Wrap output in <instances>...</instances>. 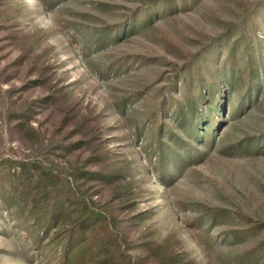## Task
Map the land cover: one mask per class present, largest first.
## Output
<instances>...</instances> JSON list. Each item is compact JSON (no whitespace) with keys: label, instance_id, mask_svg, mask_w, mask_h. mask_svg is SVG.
I'll return each mask as SVG.
<instances>
[{"label":"rangeland","instance_id":"374dc122","mask_svg":"<svg viewBox=\"0 0 264 264\" xmlns=\"http://www.w3.org/2000/svg\"><path fill=\"white\" fill-rule=\"evenodd\" d=\"M175 1L0 0V181L8 194L49 168L111 174L71 179L113 213L130 252L145 256L169 239L203 264H245L264 243V0ZM134 17L137 27L122 33ZM180 105L185 116L175 115ZM210 107L217 125L204 142ZM188 143L200 152L190 161ZM160 145L166 181L149 162ZM2 212L0 264H62L50 243L64 226L47 236L23 214L29 234ZM214 212L218 227L204 242L193 224ZM233 232L242 234L226 241Z\"/></svg>","mask_w":264,"mask_h":264},{"label":"trees","instance_id":"16d2710c","mask_svg":"<svg viewBox=\"0 0 264 264\" xmlns=\"http://www.w3.org/2000/svg\"><path fill=\"white\" fill-rule=\"evenodd\" d=\"M52 1L45 0L48 4ZM166 4L170 5V8H174L177 5L175 0H166ZM137 24L136 17L132 18L130 23L128 22L123 27L122 33L133 31L137 27ZM118 34H121V30ZM258 42L260 47L261 42L259 39ZM247 59L246 66L250 70L249 74H251L254 60L252 57H248ZM262 66H264V62ZM233 78L234 75L232 74V77L229 79L232 86L234 84ZM250 79L251 87L248 91L249 94L246 95L248 98L250 97V91L254 83L252 77ZM257 85L258 82H256ZM209 94H212V92ZM205 95L201 93L200 98L209 107L214 99V95H211V97L213 96V99L210 98L211 101H208L206 98L207 95ZM243 102L244 100L238 105L235 111L242 108ZM189 106L193 120L195 121L197 117L196 107L193 105V102H190ZM171 107H174V105L171 104ZM185 114V108L182 105L176 107L175 115L185 116ZM208 115L211 118L204 126L202 137H199L204 142L211 140V128L217 125V114L211 107L209 108ZM20 120L18 123L20 127L28 123L26 117H21ZM186 126L184 127L187 129ZM189 126L190 129H187L189 135L191 137L196 136L197 123L195 122V125L191 123ZM161 131L160 129V133ZM158 141L160 143V140ZM80 143L82 141H78L76 144L78 145ZM183 150L186 152L185 159L187 161L192 160L194 156L200 153L190 143L185 144ZM157 153L159 155L157 161L155 162L153 158H150L149 162L151 166L155 165L153 170L157 172L158 178L166 181L172 176L171 173L167 172L172 170L169 167L170 161L167 159L168 153L161 148V145L157 149ZM180 161L185 163L184 159H180ZM177 163L175 159V165L179 164ZM35 164L30 163L32 166H41L40 164ZM39 167H37L38 171H40ZM71 177H74L75 180L84 177L90 180H107L111 177V174L106 175L101 172L87 171L74 167L67 173H62L49 168L41 170L36 179L32 175H27V177L25 176L23 180L19 181V184L13 183V187L8 194H6L4 185L0 181V198L3 204V206H0V217L3 215L2 211L6 208L11 216L20 220V224L28 230L29 234L33 233L31 231L32 227L22 219L21 215L23 214L27 218L35 216L37 220L35 226H39V229L44 231L43 233L47 234V236L54 227L64 226L61 232L52 237V242L50 243H56L57 248H62V264H83L85 262H94L96 259V264H203L192 257L187 251L175 249L170 244L169 239L159 244L149 243L145 248V256L130 252L125 246V235L114 226L115 217L113 213L96 208L94 202L84 195L83 191L72 181ZM33 187H37V193H32ZM28 196H30V200L26 199ZM24 203H28L29 206L27 205L26 208L23 207ZM218 217L219 213L214 212L206 219H203V217L196 219L193 226L196 225V227L198 226V228L203 230L202 234L199 235L202 241L208 242L213 239L210 236V231L218 227ZM241 234L239 232L226 234V241L228 239H231L230 241H236L240 238ZM245 257L247 258L245 264H264V243L255 250L253 249L251 252H247L243 258Z\"/></svg>","mask_w":264,"mask_h":264}]
</instances>
